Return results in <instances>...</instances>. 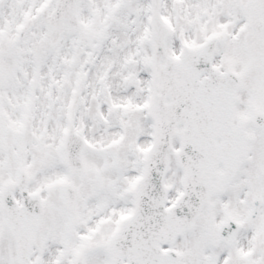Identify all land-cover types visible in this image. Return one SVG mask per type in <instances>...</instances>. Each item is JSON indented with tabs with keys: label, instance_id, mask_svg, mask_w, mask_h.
I'll list each match as a JSON object with an SVG mask.
<instances>
[{
	"label": "snow or ice",
	"instance_id": "1",
	"mask_svg": "<svg viewBox=\"0 0 264 264\" xmlns=\"http://www.w3.org/2000/svg\"><path fill=\"white\" fill-rule=\"evenodd\" d=\"M0 264H264V0H0Z\"/></svg>",
	"mask_w": 264,
	"mask_h": 264
}]
</instances>
